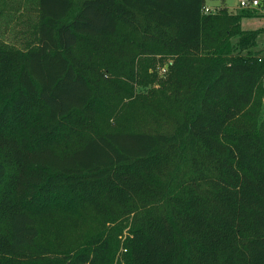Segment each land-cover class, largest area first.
Returning a JSON list of instances; mask_svg holds the SVG:
<instances>
[{"label":"trees","instance_id":"trees-1","mask_svg":"<svg viewBox=\"0 0 264 264\" xmlns=\"http://www.w3.org/2000/svg\"><path fill=\"white\" fill-rule=\"evenodd\" d=\"M210 1L0 0V264H264L262 10Z\"/></svg>","mask_w":264,"mask_h":264},{"label":"rangeland","instance_id":"rangeland-1","mask_svg":"<svg viewBox=\"0 0 264 264\" xmlns=\"http://www.w3.org/2000/svg\"><path fill=\"white\" fill-rule=\"evenodd\" d=\"M209 7L216 11L219 8L226 5L228 9L232 12H237L242 7L240 6V0H226L223 3L220 0H213L208 2ZM32 14L29 10L24 12L19 11L14 14H3L0 17V39L8 43H15L17 46L22 47L25 44V34L29 26L31 25ZM242 28L245 30H259L264 29V12H260L257 16L244 18L242 21ZM259 46L258 49L264 48V34L259 36ZM166 68V64H162L159 61L155 67L157 74L161 77L165 76L162 69ZM264 101V99H263ZM97 227L95 220H84L81 225V230L83 233H91Z\"/></svg>","mask_w":264,"mask_h":264},{"label":"built area","instance_id":"built-area-1","mask_svg":"<svg viewBox=\"0 0 264 264\" xmlns=\"http://www.w3.org/2000/svg\"><path fill=\"white\" fill-rule=\"evenodd\" d=\"M240 6L242 8H253L264 11V0H240ZM205 13L214 12L208 5L204 7ZM162 72H166V68L162 69Z\"/></svg>","mask_w":264,"mask_h":264},{"label":"crops","instance_id":"crops-1","mask_svg":"<svg viewBox=\"0 0 264 264\" xmlns=\"http://www.w3.org/2000/svg\"><path fill=\"white\" fill-rule=\"evenodd\" d=\"M209 6V5H208ZM262 12V11H261ZM264 12V11H263Z\"/></svg>","mask_w":264,"mask_h":264}]
</instances>
